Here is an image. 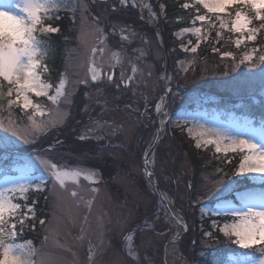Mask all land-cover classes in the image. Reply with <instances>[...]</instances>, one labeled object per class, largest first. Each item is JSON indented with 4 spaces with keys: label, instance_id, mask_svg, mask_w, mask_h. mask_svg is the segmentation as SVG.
I'll return each mask as SVG.
<instances>
[{
    "label": "rangeland",
    "instance_id": "rangeland-1",
    "mask_svg": "<svg viewBox=\"0 0 264 264\" xmlns=\"http://www.w3.org/2000/svg\"><path fill=\"white\" fill-rule=\"evenodd\" d=\"M106 1L95 6L94 0H58L59 7L48 10L43 21L45 27L57 29L55 19L68 14L70 28L59 34L65 40L62 55L57 60H54L55 55L44 59L47 71L43 72L42 79L53 86L50 95L64 80L70 103L57 105L47 97H36L30 93L33 103L40 104L44 112L43 116H37V121L44 122L46 127L33 133L27 119L33 109L21 111L20 107H14L13 121L35 135L36 139L25 142L14 137L7 150L0 149V190L12 187L5 183V173L14 178L26 174L24 165L32 160L34 152L45 153L52 163L66 166L68 171L81 169L96 173L89 179L84 176L75 180L68 178L64 186L47 182L43 191L33 187L27 193V203L30 196L31 200H36V195L46 194V215L42 219L40 216L45 212L41 208L40 215L34 209L33 217L32 212L21 206L30 219L35 218V221L39 217L38 222L32 223L35 238L22 236L17 241L32 248L34 264H163L164 243L180 231L151 184L145 180L141 168L142 151L157 125L156 106H162L164 53L161 36L144 24L141 0ZM191 1L196 3V0ZM148 4V13L156 23L164 18L163 0L155 3L148 0ZM235 5L238 6L236 11H241L249 20L251 14H256L249 6ZM182 7L191 8V3L185 2ZM235 13L228 22L223 16H218L216 23L222 31L233 32L237 50L244 49L240 50L239 56H231V65L223 60L219 64L207 58L199 60V69L195 70L189 68L192 63L190 57L180 58L176 63L170 61L169 87L172 91L169 93L168 114L161 140L151 158V167L167 201L183 215L187 231L182 240L167 246V264H196L193 258L200 253H194V241L200 237L202 246H211L208 244L209 230L203 232L200 222L212 219V231H219L224 223L233 222V218L223 214L225 208H239L242 195L264 193V182L253 176L235 175L236 170L229 174L210 171L195 174L192 156L173 142L171 134V130H175L179 136H186L180 139L182 144L191 140L197 148L216 152L214 144L205 145L196 135L202 131L201 125L204 128L235 130L241 133V139H248L247 125L250 124L259 140L260 129L264 128V63L260 62L264 50L253 47L254 40L247 39L248 31L237 33L232 29ZM197 15L203 14L195 9L192 18ZM221 20L226 25L223 28ZM196 21L175 30L173 37L193 36L198 39L197 45L204 36L206 22ZM250 24L248 29H254ZM194 27L201 29L199 36L192 31H184ZM50 33L46 37L55 34L54 31ZM237 39L242 41L239 46L235 43ZM188 45L186 37L181 48ZM245 55L252 59L241 64L240 60ZM90 62L102 70L96 81H92L88 73ZM253 63L255 68L250 66ZM55 70L57 78L52 80ZM74 103L78 104L72 114ZM7 118L5 110L0 119ZM198 140H201L199 147ZM99 143L102 148L110 145L125 148V152L115 150V155L111 152L113 160L102 163L103 159H95L93 149H83L93 148ZM70 149L78 155H70ZM227 153L222 151L219 154ZM98 155H104L100 146ZM31 175L37 182L40 178L48 180L46 171L39 165L33 168ZM221 179L228 185L227 190L221 189L215 197L208 199L205 193ZM72 192L76 195L73 196ZM6 194L14 197V203L24 201L18 198L19 194ZM189 208L194 209V213L187 219ZM213 220L218 222L215 228ZM236 246L235 251L227 254L225 264H236L238 260L259 255V246L250 249Z\"/></svg>",
    "mask_w": 264,
    "mask_h": 264
},
{
    "label": "snow or ice",
    "instance_id": "snow-or-ice-1",
    "mask_svg": "<svg viewBox=\"0 0 264 264\" xmlns=\"http://www.w3.org/2000/svg\"><path fill=\"white\" fill-rule=\"evenodd\" d=\"M196 3L203 5L211 13H221L232 5L242 4L253 8L256 11V18L264 21V14H261L264 12V0H196ZM57 7H59L58 0H0V114L5 110L8 112L6 120L0 119V149L7 150L13 144L14 137L25 142H29V139L34 142L36 139L35 135H31L13 121L14 107H20L21 111L33 109V112L27 116L33 133L43 131L46 127L44 122L37 121V116H43L44 112L40 104L33 103L30 93L36 97H47L53 104L70 103L65 91L64 80H61L55 87L54 94L50 95L53 86L42 79L43 72L47 71V66L43 64L47 47L46 42L40 38L39 34L58 30L43 25L48 10ZM41 13L45 15L42 16ZM195 19L204 21L206 17L197 15ZM220 23L222 28L226 26L223 20ZM250 23L247 16L241 11H236L232 29L237 33L248 31L247 39L254 40L256 29L249 30L248 24ZM184 31H192L199 36L201 29L194 27ZM241 42L240 39L235 41L237 46ZM191 51L196 52V47H192ZM225 55L230 56L231 53ZM251 59L250 55H245L240 63L243 64ZM260 62L264 63V55L260 57ZM250 66L255 68L256 64L253 63ZM91 79L93 81L97 79L94 69ZM108 79L111 80V76ZM167 91L171 93L172 89L168 88ZM156 109L162 117L167 115L159 105L156 106ZM247 127L250 133L248 139H241V133L235 130L204 128L203 125L200 126L202 131H198L196 135L203 140L205 145L214 144L217 153L222 151L224 153H242L234 174L253 176L264 182V128L260 129L259 140H257L256 130L250 124ZM204 137H209V139H203ZM201 140L197 141L198 147ZM37 165L46 171L47 181L43 178H40L38 182L32 179V170ZM23 170L26 174L22 177L14 178L5 173V183L11 184L12 187L0 190V264H34L32 248L17 242L22 237L25 222L30 217L21 210V204L14 203V197L6 193L19 194V199L27 201V193L33 187L37 191H43L47 182L64 186L68 178L75 180L84 176L85 179H89L96 175L94 171L81 169L68 171L66 166L52 163L45 153L41 152H34L32 160L24 165ZM146 174L149 177L153 175L150 171ZM227 188L228 185L221 179L205 195L211 199L221 189L227 190ZM93 191H98V189H93ZM72 195L75 196L76 193L72 192ZM24 208L34 215V208L29 207L27 203L24 204ZM223 214L233 218L231 224L224 223V226L219 229L225 238L243 249L259 246L258 256L238 260L236 264H264V193L242 195L241 206L225 208ZM40 223L43 224V221ZM17 226H19V232ZM212 226L217 227L218 222L213 220ZM207 235L211 236L212 233H207ZM30 243L28 242L29 245ZM204 243L207 244V241Z\"/></svg>",
    "mask_w": 264,
    "mask_h": 264
},
{
    "label": "trees",
    "instance_id": "trees-1",
    "mask_svg": "<svg viewBox=\"0 0 264 264\" xmlns=\"http://www.w3.org/2000/svg\"><path fill=\"white\" fill-rule=\"evenodd\" d=\"M152 1L154 3L156 2L155 0H152ZM186 1L188 0H163L166 13H165L164 18H160L159 23L161 24L165 32V35H166L167 45H168L169 53H170V60L173 63H175L180 58L190 57L192 59L190 68H193L195 70L197 68L199 69V67L197 66L198 61L201 59H204L205 61L207 58H212L214 62H217V63L219 62V64H220V61L223 60V62L225 61L224 63L231 65L233 59L231 57H220V54L231 53L233 57L235 54L236 55L238 54L239 56L240 50L243 51L244 49L239 48L237 50L234 47L233 32L222 31L218 27V25L216 24L217 17H218L217 14H213V15L206 14V16L209 17L208 22L205 23V29L203 30L204 36L200 40L198 47H196V52L193 53L188 50L186 51L180 48V45L185 43L186 37L189 41H191L190 45L196 44L198 39L193 36H185V37L176 39L173 37V32L185 25H188L194 19L192 18V16H193V12L195 11V9H198L200 12L202 11L201 10L202 8H200L198 5H193V7L195 8L187 7L188 9L187 8L184 9L182 5ZM94 2H95V6L97 4H102L101 2H98L95 0ZM235 11H236L235 6L230 8L229 13H226L223 15L224 20L228 22L232 17H234L233 15ZM244 13L246 14L247 12L244 11ZM250 21H251L250 26L256 29L253 47H256L257 50L263 51L264 50V27H261V25H264V21L257 19L256 14L250 15ZM67 23H68L67 20H64L62 22V31L64 32H66L68 28H70V25ZM40 38L46 42V47H47V53L44 59L46 58L49 59L51 55H55L54 60H57V57H60L62 55L61 51L65 44L64 38L60 37L59 34H52L50 38L44 37V36ZM57 74L58 72L55 70L53 72L52 80H55V78H57ZM191 86L193 87V85ZM199 88L198 90L201 91V89ZM77 104L75 105L74 103V105L72 106V110H71L72 114L76 112ZM74 116L75 118L77 117L76 114ZM184 138H186V136H179V134L175 130H172L173 142L175 144L177 143L178 145H180L183 151H187V153L192 156V162L194 164L193 171L195 174L196 173L198 174L201 171H210V172L218 173V174H221V173L229 174V173H234V171L237 169L240 157L243 154L232 153L228 155H222V154L215 153L211 150H200L199 148H196L193 145V142L191 140L190 141L186 140V143L183 142L182 144L180 139H184ZM98 146H100V148L104 151L103 156L98 155ZM77 149L78 151L82 150V149L79 150V148ZM83 149H93L96 153L95 159L96 160L103 159L102 163L113 160L111 157L115 155V152H113L115 150H118V151L121 150L123 153L125 152V148H121L116 145L114 146L110 145V147L102 148L100 143L97 144L93 148L91 147V148H83ZM69 154L76 156L78 155V152H76L73 149H70ZM95 165H101V164L96 163ZM247 185H250V184H247ZM190 186H191V183H190ZM160 187L162 188V186ZM36 196H37L36 200L35 199L31 200L32 196H30L31 198L28 201V203L27 201H22L21 203L23 204L21 203L20 204L21 206H24V204L27 203L28 205L33 206L35 211L37 209L40 215V208L42 210L46 208V205H45L46 194L42 192ZM193 213H194V209L189 208V211L186 212L187 219H189V217H192ZM45 215H46V212L40 216L41 219L45 217ZM34 219L35 218H31V219L29 218L25 222V228L22 234L23 237L33 238V239L35 238L34 231L32 229L34 228V225L32 223L38 222L39 217H37L35 221ZM199 225L203 226L202 230L204 232V230L210 228V220L207 218V220L205 219L204 221L200 222ZM17 231L19 232V226H17ZM199 241H200V237L197 238L193 243L194 253H200L197 255L196 258H193L195 259L196 264H225L226 261L228 260L227 254L236 249V247L230 240L224 238L216 230L213 231L211 238L208 241V244H210L211 246L204 247L201 245V243H199Z\"/></svg>",
    "mask_w": 264,
    "mask_h": 264
},
{
    "label": "water",
    "instance_id": "water-1",
    "mask_svg": "<svg viewBox=\"0 0 264 264\" xmlns=\"http://www.w3.org/2000/svg\"><path fill=\"white\" fill-rule=\"evenodd\" d=\"M143 21L148 24L149 26H151L153 29H155L156 31L159 32L160 36H161V40H162V46H163V51H164V55H165V71H166V75H165V86H164V94H163V107L162 109L164 111H166V104H167V99H168V69H169V54H168V49H167V45H166V40H165V35L164 32L162 30V28L157 24V23H153L151 21H149L148 15H147V7H144V14H143ZM93 51H95V49H93ZM93 69L96 72L97 78L99 76L102 75V70L100 68H97L94 64V62H90L89 67H88V72L90 75V78L92 77L93 74ZM158 119V125H157V129L154 133V136L152 138V141L150 142V144L148 145L147 149L145 150V152L143 153L142 156V169H143V173L145 175V177L150 181V183L154 186V189L156 191V194L158 195L160 201L162 202V204L165 206V208L167 209L169 215L178 223L182 225V230L175 235L173 238H171L168 242H165L163 245V251H162V256H163V260L164 263H166V249L167 246L169 244H173L178 242L184 235L185 231H186V224L184 222V220H180L173 212L170 203L165 199L164 195L162 194L155 178H153V175L151 177H149L146 172L150 171L149 168V164H150V157L151 154L153 153L155 147L157 146L159 139H160V135L162 133L163 130V126L160 124L159 122V115L157 116ZM186 264H189L186 263Z\"/></svg>",
    "mask_w": 264,
    "mask_h": 264
},
{
    "label": "bare ground",
    "instance_id": "bare-ground-1",
    "mask_svg": "<svg viewBox=\"0 0 264 264\" xmlns=\"http://www.w3.org/2000/svg\"><path fill=\"white\" fill-rule=\"evenodd\" d=\"M143 3H145V0H143ZM148 17L150 18V20H152L151 19V16L148 14ZM164 116L162 117L161 115H160V124H162V123H164ZM172 208V207H171ZM172 210L175 212V214L176 215H179L178 213H177V211H175L173 208H172ZM180 218H181V216H179Z\"/></svg>",
    "mask_w": 264,
    "mask_h": 264
}]
</instances>
